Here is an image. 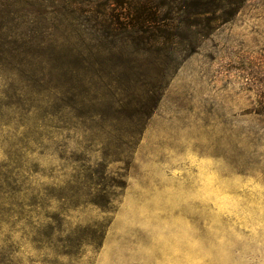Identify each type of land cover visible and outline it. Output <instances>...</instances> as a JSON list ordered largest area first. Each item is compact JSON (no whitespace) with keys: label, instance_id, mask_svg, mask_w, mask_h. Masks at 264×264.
<instances>
[{"label":"rangeland","instance_id":"374dc122","mask_svg":"<svg viewBox=\"0 0 264 264\" xmlns=\"http://www.w3.org/2000/svg\"><path fill=\"white\" fill-rule=\"evenodd\" d=\"M203 1L0 0V264H264V0Z\"/></svg>","mask_w":264,"mask_h":264},{"label":"trees","instance_id":"16d2710c","mask_svg":"<svg viewBox=\"0 0 264 264\" xmlns=\"http://www.w3.org/2000/svg\"><path fill=\"white\" fill-rule=\"evenodd\" d=\"M9 2L10 4H17L18 6H24L27 4H32L35 1L38 0H5ZM218 0H207L206 2H201L202 8L199 10L192 11V13L187 15V20L189 18L192 19V22L199 23L202 21H206V23L212 24L219 20L218 11H219V5L215 2ZM221 1V0H220ZM126 3H120V6L122 10L127 13L125 14V17H120L119 14H117V24L121 26L122 30L128 31L131 30L133 33L136 34H145L150 29H158L159 25L161 23L158 19L157 15L155 13H150L145 5H141L139 7L131 6L130 9H127L124 5ZM206 4L207 7H205ZM1 5V3H0ZM198 3H190L189 6H196ZM20 8V7H19ZM21 9V8H20ZM3 20V19H0ZM186 23L190 25L187 21ZM6 24H0V27H4ZM191 27V26H189ZM188 27V29H189ZM160 28V27H159ZM198 34V32H196Z\"/></svg>","mask_w":264,"mask_h":264}]
</instances>
